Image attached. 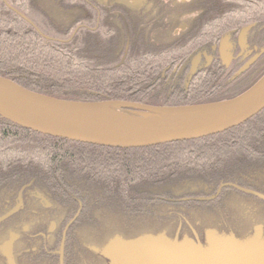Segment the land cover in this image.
I'll return each mask as SVG.
<instances>
[{
	"label": "flooded vegetation",
	"instance_id": "af4514ba",
	"mask_svg": "<svg viewBox=\"0 0 264 264\" xmlns=\"http://www.w3.org/2000/svg\"><path fill=\"white\" fill-rule=\"evenodd\" d=\"M34 1L36 13H24L50 35L46 40L65 44L84 30L107 28L115 35L112 56L120 57L119 64L131 49L149 48L139 54L150 70L146 94L163 96L161 104L181 101L173 97L228 98L264 70V24L206 31L204 19L219 0ZM223 38L230 47L227 62L219 52ZM200 183L166 187L171 198L161 196L165 188L144 189L150 196L125 204L119 216L103 202L69 194L64 197L71 201H59L33 186L10 189L0 196V264H110L102 251L116 236L164 233L202 245L208 231L239 241L264 239V157L230 181Z\"/></svg>",
	"mask_w": 264,
	"mask_h": 264
},
{
	"label": "trees",
	"instance_id": "16d2710c",
	"mask_svg": "<svg viewBox=\"0 0 264 264\" xmlns=\"http://www.w3.org/2000/svg\"><path fill=\"white\" fill-rule=\"evenodd\" d=\"M6 5L12 6L11 0H0V77L57 99L178 107L232 98L264 74L263 70L228 98L173 97L181 101L161 104L163 96L146 94L150 70L139 54L147 55L149 48L131 49L119 64L120 57L112 56L115 35L107 28L84 30L68 43L57 44L43 38L50 35L42 27L37 32L27 24L24 11L17 15ZM212 9L203 22L210 35L244 22L264 24V0L253 5L248 0H219ZM160 68L156 67L157 76ZM263 157L264 109L240 125L208 137L129 149L49 137L0 117V192L2 187L32 179L34 186L54 189L51 192L66 201L71 199L64 194L77 196L78 201L103 202L116 216L124 212L125 204L150 196L144 189L165 188L161 196L171 198V189L166 188L170 185L180 188L201 179L217 186ZM85 196L90 198H81Z\"/></svg>",
	"mask_w": 264,
	"mask_h": 264
},
{
	"label": "water",
	"instance_id": "95a60500",
	"mask_svg": "<svg viewBox=\"0 0 264 264\" xmlns=\"http://www.w3.org/2000/svg\"><path fill=\"white\" fill-rule=\"evenodd\" d=\"M224 39L219 52L227 62L231 54ZM123 108L137 111L126 113ZM262 109L264 74L232 98L178 107L57 99L0 77L1 118L40 134L107 148H144L208 137L240 125ZM102 253L110 264H264V239L239 241L208 231L202 245L164 233L116 236Z\"/></svg>",
	"mask_w": 264,
	"mask_h": 264
},
{
	"label": "bare ground",
	"instance_id": "6f19581e",
	"mask_svg": "<svg viewBox=\"0 0 264 264\" xmlns=\"http://www.w3.org/2000/svg\"><path fill=\"white\" fill-rule=\"evenodd\" d=\"M6 7H7V9L9 10V11H11V12H14V13H16L17 15H19L20 14V12H22V11H24V12H30V13H36V11H37V8H38V5H37V2L36 1H34V0H19V1H14L13 3H12V6H7L6 5ZM25 20V22L27 23V24H30L31 26H32V28H34L37 32H38V30H40L39 29V27H38V30H37V28L35 27V25L32 23L34 20H33V17H32V15H26V17L24 18ZM43 38L44 39H48L47 37H45V36H43ZM20 86V85H19ZM28 90V89H27ZM10 122V121H9ZM11 123V122H10ZM12 124H14V123H12ZM14 125H16V124H14ZM18 126V125H17ZM20 127V126H19ZM23 128V127H22ZM25 129V128H24ZM28 130V129H27ZM35 133H37V132H35ZM40 134V133H39ZM41 135H44V134H41ZM45 136H48V135H45ZM49 137H52V136H49ZM54 138H56V137H54ZM65 140V139H64ZM83 144V143H82ZM226 181V180H225ZM228 181H230V180H228ZM200 182H203V183H208V182H205V181H203V180H201V179H196L195 181H194V186L195 187H197L198 186V184L199 185H201L202 183H200ZM22 186V185H25V186H33V187H37V186H34L35 184H34V181L32 180V179H29V180H26V181H23V182H20V184L19 185H14V186H10V185H8V187H2L3 189H2V193L0 194V196L2 195V196H7L9 193H10V189H13V188H17V187H19V186ZM44 188H42V187H39L40 189H45V190H47V191H50V193L53 195V197L55 198V199H57V200H59V201H62L63 200V198L61 197V195L60 194H55V193H52L51 192V190H54V189H51V188H49V187H47V186H44V185H42ZM93 202H96V201H93ZM98 202V201H97ZM100 202V201H99Z\"/></svg>",
	"mask_w": 264,
	"mask_h": 264
},
{
	"label": "rangeland",
	"instance_id": "374dc122",
	"mask_svg": "<svg viewBox=\"0 0 264 264\" xmlns=\"http://www.w3.org/2000/svg\"><path fill=\"white\" fill-rule=\"evenodd\" d=\"M256 1H257V0H248V3H249L250 5H253L254 3H256Z\"/></svg>",
	"mask_w": 264,
	"mask_h": 264
}]
</instances>
